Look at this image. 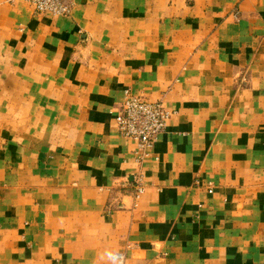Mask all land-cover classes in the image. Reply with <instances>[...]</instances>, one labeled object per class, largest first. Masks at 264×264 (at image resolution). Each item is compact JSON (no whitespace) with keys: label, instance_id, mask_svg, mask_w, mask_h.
<instances>
[{"label":"crops","instance_id":"crops-1","mask_svg":"<svg viewBox=\"0 0 264 264\" xmlns=\"http://www.w3.org/2000/svg\"><path fill=\"white\" fill-rule=\"evenodd\" d=\"M67 1L0 0V264H264V0ZM124 89L174 113L141 165Z\"/></svg>","mask_w":264,"mask_h":264},{"label":"built area","instance_id":"built-area-1","mask_svg":"<svg viewBox=\"0 0 264 264\" xmlns=\"http://www.w3.org/2000/svg\"><path fill=\"white\" fill-rule=\"evenodd\" d=\"M14 6L18 2L30 4L38 14H50L54 17L66 16L70 11L67 0H5ZM173 112L167 110L159 102H151L124 89L121 101L114 116L115 131L122 139L132 140L135 144L133 160L141 165L152 157V149L155 138L164 132L167 123L173 116ZM131 192L134 201L139 199L145 189L142 174L138 171L131 175ZM208 194L213 191V184H206ZM115 259H122L121 254L114 255Z\"/></svg>","mask_w":264,"mask_h":264}]
</instances>
